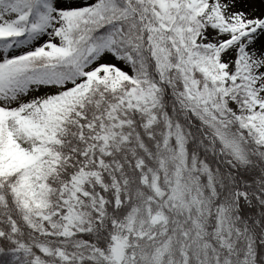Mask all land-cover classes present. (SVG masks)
Returning a JSON list of instances; mask_svg holds the SVG:
<instances>
[{
	"label": "snow or ice",
	"instance_id": "6c2138e0",
	"mask_svg": "<svg viewBox=\"0 0 264 264\" xmlns=\"http://www.w3.org/2000/svg\"><path fill=\"white\" fill-rule=\"evenodd\" d=\"M0 264H264V0H0Z\"/></svg>",
	"mask_w": 264,
	"mask_h": 264
}]
</instances>
